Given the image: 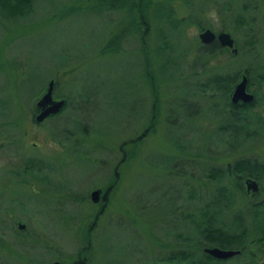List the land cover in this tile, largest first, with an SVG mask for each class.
I'll return each instance as SVG.
<instances>
[{
    "label": "rangeland",
    "instance_id": "374dc122",
    "mask_svg": "<svg viewBox=\"0 0 264 264\" xmlns=\"http://www.w3.org/2000/svg\"><path fill=\"white\" fill-rule=\"evenodd\" d=\"M76 1L30 0L18 15L0 10V264H176L156 261L192 243L198 260L203 241L181 219L214 194L203 171L250 157L264 165V87L257 84L264 0H148L131 15L107 0L92 9L94 1ZM203 27L227 32L237 52L221 47L202 63ZM247 68L256 97L247 118L257 135L238 140L218 130L229 120V95L211 98L200 85ZM47 79L64 105L40 126L31 121ZM113 170L117 184L106 205L90 203L89 192L104 189ZM236 183L222 221L241 211L252 229L245 206L264 200L263 191L247 197ZM187 236L192 241L184 243ZM83 238L89 244L82 252H89L78 259ZM244 248L255 264L264 260L263 244ZM245 261L235 255L219 264Z\"/></svg>",
    "mask_w": 264,
    "mask_h": 264
},
{
    "label": "trees",
    "instance_id": "16d2710c",
    "mask_svg": "<svg viewBox=\"0 0 264 264\" xmlns=\"http://www.w3.org/2000/svg\"><path fill=\"white\" fill-rule=\"evenodd\" d=\"M91 1H94V2H91L93 3L92 6H89V8L91 9L92 7H97L98 5L102 6L104 4L102 2H105V0H91ZM75 3L76 5H79V7L82 6L79 0H77ZM105 3L107 7H110L112 9L113 7H117V8L120 7V9H122L123 7H126V12L131 15L133 11L134 13H136L135 11L137 10L143 12L145 10L144 8L148 6L149 1L148 0H107V2ZM29 5H30V0H0V10L3 11V13L5 12V14L11 13L12 15H15V14L18 15V12H25V11L28 12L30 8ZM203 28H200V30ZM125 29L126 28L122 29L121 30L122 32L118 33L117 36H114L112 39L111 38L109 39L111 45L115 43L114 42L115 39L118 40L120 37H122L123 39L124 36H122L123 35L122 33H124ZM109 40H108L107 45L110 46ZM199 46H200V50L198 54L200 53V55L202 56V60H201L202 63L206 62V58L209 54L215 53V52L219 53L222 49L220 46H217V44H209V46L199 44ZM205 54L207 56H204ZM244 70H246L245 75L247 77V74H250L249 68L244 69ZM239 74H240L239 72H234L233 74H231V76L214 74L213 76L212 75L210 76L207 83H202L200 87L204 86V88L201 87V89L203 88L202 90L204 91L205 88H207V86L208 87L215 86V89H218V91L228 94V92L232 90V85L235 82H237L236 80H238V77H240ZM258 77L259 79L257 80V84H260V86H263L264 85V74L259 75ZM148 85L150 86V88H152L151 81H148ZM254 103L243 104V106H240V107H244L242 109L243 111L241 112L240 110L232 111L234 107L232 108L230 104H228L227 107L229 109V113H227L228 112L227 107L225 109L227 110L226 113L230 114V117L231 116L234 117V121L228 120L226 122H223L221 129H218L219 127L217 129L220 130L223 134L228 133L232 136L233 139H238V140H240L241 138L245 139V138H248L251 136L253 137L254 135H257L255 134L256 131L255 132L250 131L249 126L252 121L247 118L249 114L254 115L251 112L254 108V105H255ZM154 115L155 114L152 108L151 113L149 115L150 125H152V123L154 122V119H155ZM263 169H264V165L262 166V165L256 164V161L253 160L252 157L246 158V160H238L236 163L233 162V164L227 163L225 164L224 167L223 166H217V167L209 166L208 168H206L202 174L203 176L205 175L204 177L206 179L211 180L212 183L215 184L214 194L210 193L211 196L210 194L209 196H206L205 197L206 199L202 200L201 205H199L196 208L195 213H193L192 211L187 213L185 210L186 213L181 219L186 222L185 224L190 223L191 225H193L192 230H194V233L200 235L203 243H201L200 245H198V247L197 246L196 247L199 248L200 246L201 257L198 260H195L192 252L190 251V247L193 244L192 243L190 244V247L187 246L186 249L177 250V252L175 253L174 252L168 253L167 256L164 257L166 259L161 258V257L158 258L156 263L160 261H163V262L174 261L176 262V264H216V263L219 264V262H222L225 259L216 260L212 256L210 255L208 256L202 250L204 248L206 249L208 247L215 246L216 248H221V249L237 250L239 251L238 255L235 254L237 257H240L241 255L242 256L246 255L248 261H250L249 263L248 261H245L244 264H255L254 263L255 258H253L254 254L252 252L247 253V251H245L247 249L244 247L246 244L249 246L250 245L261 246L262 244L264 245V221L262 220V216H261L262 210L257 209V207L262 206L261 204L264 203V200H262V197H260L258 202L251 201V202H248V204L245 206L246 210L248 209V211L246 212L249 213L248 217L250 218V222L253 223V221H255V224H254L255 226H253L254 228L248 229L246 227V224H245L246 217H244L245 216L244 212L237 211V213L234 212L233 214H231V216H229L231 218H230V221H228V224H225V222L222 221L223 220L222 217L224 216L226 217L225 213L228 211L227 209L229 208L231 204V201H230L231 192L228 189L232 187V185H234V183L236 182H237L236 184L241 187L242 183L239 182V178H243V177L247 178V177L253 176L257 182V179L259 180V178H262L263 176L261 174V173H264ZM113 171H114V174H113L112 180L109 184L107 183V187L109 190L112 186L114 187V185L117 184V181H116L117 172L115 170ZM233 176L235 178H233ZM228 177L233 178V182L231 183V185L226 182ZM259 183L258 185H260L261 192L263 191V195H264V189L262 190V188H264V185H262V182L260 184ZM238 186L234 189L235 191L238 189ZM241 191L244 192V190H241ZM252 197L256 198V195L253 194ZM192 199L194 200V197H192V195L185 197V200L191 201ZM208 201L211 204H213L215 207L218 205L216 207L217 209H215L214 207H211L212 209L206 208L208 207L207 206ZM200 207L202 210L201 216L195 219V216L198 213ZM191 236H187V238L183 240L184 243H187V241H192ZM87 244H89V240L86 238H83V242L81 245L83 247L81 248L79 255H77L78 259L79 257L83 259L85 255H88L89 250L87 254L82 252L83 249L87 247L86 246ZM240 247L241 249L238 250V248ZM72 264H77V263L73 262Z\"/></svg>",
    "mask_w": 264,
    "mask_h": 264
},
{
    "label": "water",
    "instance_id": "95a60500",
    "mask_svg": "<svg viewBox=\"0 0 264 264\" xmlns=\"http://www.w3.org/2000/svg\"><path fill=\"white\" fill-rule=\"evenodd\" d=\"M230 35L227 34V32L219 31V33H214L212 30L209 29H201V31L198 32L197 35V41H199L202 45H209L212 41H216L217 45L220 47H225L227 50H229L232 54L236 53V48L233 47V40L231 39ZM247 77L245 74H242V76L237 80V82L234 85L233 90L231 91L230 96V104H236L237 101L243 103H250L253 100L252 95L250 93L244 91L246 84H247ZM52 82L49 81L47 84L45 91L43 92V95L40 96L38 100H36L35 106L38 108V113L35 115L34 121H42L45 119L48 115H54L58 109L63 105L62 100H51V92H52ZM244 184V192L246 194L248 193H257L258 186L256 185V182H254L253 179L247 178L243 181ZM98 194L99 191L93 190L90 191V201L96 202L98 200ZM24 224L18 222L16 224V229L22 230ZM208 256H212L216 260L219 259H229L230 257L234 256L235 254H239V251L232 250V249H221L214 247H208L202 249ZM52 264H61L59 261H53ZM264 264V260L260 263Z\"/></svg>",
    "mask_w": 264,
    "mask_h": 264
},
{
    "label": "flooded vegetation",
    "instance_id": "af4514ba",
    "mask_svg": "<svg viewBox=\"0 0 264 264\" xmlns=\"http://www.w3.org/2000/svg\"><path fill=\"white\" fill-rule=\"evenodd\" d=\"M200 31H201V30H200ZM232 40H233V39H232ZM209 44H217V42H216V41H212V42L209 43ZM201 45H202V44H201ZM207 46H209V45H207ZM217 46H218V45H217ZM233 47H234V43H233ZM236 52H237V50H236ZM211 54H213V53H211ZM211 54H209L208 56H211ZM245 71H246V70L242 69V73L240 74V77L242 76V74H245ZM213 75H214V74H213ZM213 75H212V76H213ZM47 80H48V81H47L45 87H47V84H48L49 81L52 82L51 100H53V101H54V100H61V99H58V98H54V99H53L52 94H53V91H54V90H53V89H54V81L51 80V79H47ZM234 85H235V84H234ZM234 85L232 86V90H233V88H234ZM207 87H208V86H207ZM263 87H264V85L262 86V89H263ZM44 89H46V88H44ZM44 89H43V92L45 91ZM208 89L211 90L210 93H213V95L211 96V98H215V95H216V93H217L216 91H218V89H215V86H214V87H213V86H211V87L209 86ZM232 90H231V91H232ZM231 91L228 93L229 96L227 95V93H224V95L228 96V101H227V102H228L229 104H230V102H229V101H230V96H231V93H232ZM244 91H246V92L250 93V95H252L253 100H252V102H250V103H254V102H255L254 100H256V97H255V95H254L253 93H251V91H249V89L247 88V85H246ZM43 92L40 93V96L43 95ZM222 94H223V92H220L219 98L222 96ZM40 96H39V98H40ZM204 96H206V98L208 99V101H210V98H209L208 95H204ZM217 96H218V95H217ZM39 98H38V99H39ZM38 99H37V100H38ZM62 102H64V101L62 100ZM35 103H36V100H35ZM35 103H34V111H33V112H34V115H33L32 121H31L32 124L35 123V124H37V125H40V124H38V123H41V122H42V124H43V122H44L46 119H50V118L53 119V117H55V115L60 111V110L57 111L54 115L51 114V115L46 116L45 119H43L42 121H41V120H40V121H34V120H35V119H34V118H35V115L38 113V111H37L38 108H36ZM243 104H249V103H243ZM243 104H242L241 102H238V101H237L236 104H233V105L230 104V106H231L232 108L234 107L232 111L240 110V112H241V111H243L242 109H243L244 107H240V106H243ZM63 105H64V103H63ZM61 108H63V106H62ZM248 109H249V108H248ZM248 109H247V110H248ZM227 113H229V112H227ZM232 115H233V114H232ZM228 116H229V120H230V121H234V117H232V116L230 117V114H228ZM13 124H14V123H13ZM29 126H30L29 128L33 130L32 125H29ZM40 126H41V125H40ZM35 132H36V131H35ZM113 174H114V172H113ZM116 174H117V173H116ZM233 178H235V177L233 176ZM247 178H251V179H253L252 177H247ZM247 178H246V177H245V178H244V177H243V178H240V179H241L242 186H243V190H244V184H243V181L246 180ZM234 180H235V179H234ZM253 180H254V179H253ZM254 182H256V181L254 180ZM256 185L258 186V191H257V193H248V194H246V193L244 192V194H245L244 196H247V197H248V196H251V197H252L253 194H255V195L262 194L261 189H260V185H258L257 182H256ZM94 190L99 191V194H98V200H97L96 202L101 203L100 206L103 207V206L106 205V203H107L106 201H107L108 194H109L108 191H110V190L108 189L107 185H105V188H104V189H101V190H100V189H97V188H96V189H94ZM91 191H93V190H91ZM89 201H90V192H89ZM96 202H92V201H90V203H96ZM99 203H98V204H99ZM16 230H17V229H16ZM23 230H24V228H23L22 230H19V231L21 232V231H23ZM17 231H18V230H17ZM19 231H18V232H19ZM37 237H38V238H40V237H48V238H50V242H51V243L53 242L51 235H48V236H47V235L40 234V235H38ZM19 243H21L20 239L18 240L17 245H19Z\"/></svg>",
    "mask_w": 264,
    "mask_h": 264
},
{
    "label": "clouds",
    "instance_id": "9594fccd",
    "mask_svg": "<svg viewBox=\"0 0 264 264\" xmlns=\"http://www.w3.org/2000/svg\"><path fill=\"white\" fill-rule=\"evenodd\" d=\"M213 16L215 15V13L212 14Z\"/></svg>",
    "mask_w": 264,
    "mask_h": 264
}]
</instances>
